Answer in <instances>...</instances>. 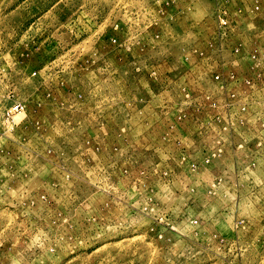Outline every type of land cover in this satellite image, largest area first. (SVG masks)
Listing matches in <instances>:
<instances>
[{"label": "rangeland", "instance_id": "1", "mask_svg": "<svg viewBox=\"0 0 264 264\" xmlns=\"http://www.w3.org/2000/svg\"><path fill=\"white\" fill-rule=\"evenodd\" d=\"M0 264H264V0H0Z\"/></svg>", "mask_w": 264, "mask_h": 264}, {"label": "built area", "instance_id": "2", "mask_svg": "<svg viewBox=\"0 0 264 264\" xmlns=\"http://www.w3.org/2000/svg\"><path fill=\"white\" fill-rule=\"evenodd\" d=\"M19 106H20V105H18V104H17V105H15V109L19 108Z\"/></svg>", "mask_w": 264, "mask_h": 264}]
</instances>
